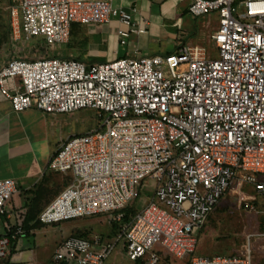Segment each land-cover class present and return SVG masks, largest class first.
Returning a JSON list of instances; mask_svg holds the SVG:
<instances>
[{
	"label": "built area",
	"instance_id": "obj_1",
	"mask_svg": "<svg viewBox=\"0 0 264 264\" xmlns=\"http://www.w3.org/2000/svg\"><path fill=\"white\" fill-rule=\"evenodd\" d=\"M113 1L19 0L9 10L12 37H41L52 46L67 42L73 22L115 18L124 44L145 30L134 23L135 8ZM188 12H215L214 56L184 44L165 55L94 64L42 56L10 57L0 66V93L14 112L90 108L99 120L66 137L50 157L47 170L65 174L67 185L39 213L42 224L109 213L121 222L131 200L146 198L111 239L63 238L53 251L56 264H107L118 243L134 264H163L162 253L174 262L189 255L187 264H252L248 242L238 255L195 249L207 214L234 182L259 195L241 193L238 202L263 215L264 237V0H190ZM17 192L13 179H0V259L25 233L24 211L6 209Z\"/></svg>",
	"mask_w": 264,
	"mask_h": 264
},
{
	"label": "crops",
	"instance_id": "obj_2",
	"mask_svg": "<svg viewBox=\"0 0 264 264\" xmlns=\"http://www.w3.org/2000/svg\"><path fill=\"white\" fill-rule=\"evenodd\" d=\"M189 1L114 0V6L126 10L136 9L133 15L134 23L138 28H143L144 32L131 33L125 43L120 44L116 33L119 23L115 18L108 23L89 26L73 22L70 24V35L67 42L55 47L47 46L43 54L74 58L85 64H94L107 62L113 58L171 53L188 42L183 34L185 28L190 23V18L194 20L199 17L189 14ZM18 2L19 0H3L0 3V10H7V22L0 28V46L14 40L9 10L12 6H17ZM200 16H205L208 22L215 24H213V31L216 29L215 12ZM190 25L193 33L199 31L196 22L195 26ZM210 32L209 39H211ZM202 36L203 34L196 42H201ZM38 40L43 41L41 37ZM196 42L193 45L205 47L204 44ZM13 56L31 58L15 52ZM7 59H2L0 66ZM68 117V113H47L34 107L14 112L8 100L0 93V179H13L18 188V192L6 205L8 211L19 209L26 211L31 201H35L36 207L44 208L67 185V176L48 171L47 165L53 152L66 137L71 135L67 132ZM141 197L144 198V196L138 198ZM113 215L114 213L100 214L94 222L88 217L82 220L76 218L60 222L58 224V227H61L59 234L55 231L57 223L38 224L11 242L8 252L10 254L9 264H56L52 259L54 249L50 254L51 246H56L63 238L75 233L85 232L91 236L95 234L89 227L91 223L104 222L103 217H105L107 224L111 226L115 223L110 221ZM8 221L11 224L14 223L15 219L12 214ZM0 222L2 226L0 235H2L5 228L3 216H0ZM116 223L121 225L122 221ZM115 234L112 227L108 232L98 235L108 240ZM118 258H123L131 264L125 256L122 243H118L115 250L108 256L107 264H114Z\"/></svg>",
	"mask_w": 264,
	"mask_h": 264
},
{
	"label": "rangeland",
	"instance_id": "obj_3",
	"mask_svg": "<svg viewBox=\"0 0 264 264\" xmlns=\"http://www.w3.org/2000/svg\"><path fill=\"white\" fill-rule=\"evenodd\" d=\"M3 0H0V3ZM205 16H199L197 19H189V24L183 33L188 40L186 44L193 45L197 39H201V42H196L198 44H204L207 48L209 55H215V48L213 41L208 38L209 32L212 33L214 26L205 19ZM7 22V10H0V28H2ZM195 22L198 24L199 31L193 33L191 30V25L195 26ZM84 25H95V24H84ZM215 25V24H214ZM213 28V29H212ZM185 38V37H184ZM39 37H34L29 40H24L22 36L14 41L5 42L0 46V61L13 56L14 52L19 55H25L28 57H37L44 53V44L38 40ZM60 44H54L51 47L59 46ZM67 119V132L74 134H81L92 129H95L99 123L96 111L90 108H82L71 113H68ZM145 183H151L149 179H146ZM231 191L226 192L220 199L215 208L209 214L207 219V226L201 230L199 235L198 252L195 254L203 255H229V252L243 250L245 246L251 248V259L252 264H264V237L260 236L259 233L263 230V215L255 214L253 211L247 210L239 204L238 199L241 193L245 195H251L258 197L259 195L255 192L250 184L243 183L241 185H236L235 182L231 185ZM151 189L147 187L145 192L150 193ZM143 196V195H141ZM141 200V201H140ZM138 201V199H137ZM9 203V202H8ZM7 203V204H8ZM146 203V198H140L137 209L141 208ZM136 204V202H135ZM98 215L88 217L93 220L98 218ZM103 217V216H102ZM78 220V219H77ZM82 220V218L80 219ZM104 222L98 221L96 223H91L92 233H106L112 227L108 225L106 218L103 217ZM64 222V221H63ZM55 226V231L60 233L61 227ZM49 225V224H44ZM87 225V227H88ZM0 230H2L0 222ZM248 235H251L248 237ZM248 242V243H247ZM55 246L50 247V254ZM160 247H156L158 250ZM54 251V250H53ZM189 260V255L182 258L181 260H176V264H186ZM114 264H130L127 263L125 259L118 258ZM131 264H134L131 261Z\"/></svg>",
	"mask_w": 264,
	"mask_h": 264
},
{
	"label": "trees",
	"instance_id": "obj_4",
	"mask_svg": "<svg viewBox=\"0 0 264 264\" xmlns=\"http://www.w3.org/2000/svg\"><path fill=\"white\" fill-rule=\"evenodd\" d=\"M213 45H214V42H213ZM44 46L47 47L46 44H44ZM45 47H44V49H45ZM42 56H46V55L45 54H41L40 56H37V57H42ZM12 57H15V56H12ZM137 199H138V201H137ZM135 202H136V204H135ZM138 202H139V198L136 197L133 200H131L125 206V208L123 209V212L124 213H123V217H122V220H121L122 223H128V222L131 221V218L134 216V214H135V212L137 210L136 205L138 204ZM44 208H42V207H36L35 206V201H31V203L27 207V210L24 211L23 220H22V227H23V229H24L25 232H27V230H29L30 228L37 226L38 224H42L39 221L38 216H39V213ZM211 211L207 214V217H206V220H205L203 226L201 227V229L197 233V246H196L195 252H198L197 251V249H198L197 247H198V243H199V235H200L201 230L207 224V219H208L209 214L211 213ZM112 227H113L115 233H117V232L120 231V225H117L116 222L114 224H112ZM72 235H76V236L84 237V238L91 237L90 235H87L85 232L78 233V234L75 233V234H72ZM12 242H13V240H12ZM238 254H239L238 251L229 252V255H238ZM9 256H10V254H8L5 258L0 259V262H4V264H9ZM161 261H162L163 264H175L174 260L168 254H166V253H162L161 254Z\"/></svg>",
	"mask_w": 264,
	"mask_h": 264
}]
</instances>
